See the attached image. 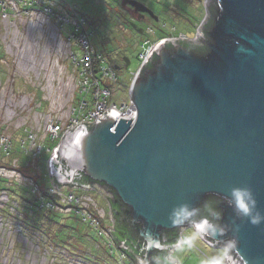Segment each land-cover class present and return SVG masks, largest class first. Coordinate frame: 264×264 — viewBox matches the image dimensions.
Returning <instances> with one entry per match:
<instances>
[{"label": "water", "instance_id": "water-1", "mask_svg": "<svg viewBox=\"0 0 264 264\" xmlns=\"http://www.w3.org/2000/svg\"><path fill=\"white\" fill-rule=\"evenodd\" d=\"M123 4L157 19L137 0ZM200 28L202 53L184 40L160 41L155 58L137 70L128 86L135 119L107 113L56 145L65 164L60 184L83 174L114 190L125 206L115 215L144 243L135 264H155L153 253L172 246L164 245L167 232L190 227L171 224L178 204L201 210L212 196L207 218L217 212L230 226L235 216L223 197L248 187L264 213V0H210ZM236 222L244 261L264 264V223Z\"/></svg>", "mask_w": 264, "mask_h": 264}, {"label": "rangeland", "instance_id": "rangeland-1", "mask_svg": "<svg viewBox=\"0 0 264 264\" xmlns=\"http://www.w3.org/2000/svg\"><path fill=\"white\" fill-rule=\"evenodd\" d=\"M140 1L157 19H141L132 12L126 13L123 0H0V52L4 54L0 60V140L7 138L13 144L12 140L18 139L16 144L22 150L16 160H11V167L0 166V264H129L119 251L111 248L114 244L109 236L98 230L97 241L89 238L86 244V235L78 240L77 248L62 240L67 238L63 229L57 238L52 236L50 228H59L56 223L80 231L84 226L78 224L76 216L80 214L70 205L68 195H57L58 207L53 209L48 207L47 197H43L51 193L46 166L50 150L59 142L46 133L47 124L70 120L83 99L80 56L72 34L74 22L80 18L82 24L85 21L83 30L91 33L93 46L114 69L117 81L104 79L102 84L110 90L108 104L120 107L129 101L128 86L139 68L140 41L149 38L153 43L160 36L179 32L194 37L201 29L205 6L210 2ZM146 26L153 32H147ZM122 60L128 65H123ZM84 99L91 101L90 95ZM28 135L42 148L37 159L26 151L30 148L26 143ZM13 186L25 190L24 198L13 195ZM61 186L63 193L64 189L69 190L67 184ZM74 193L80 191L76 189ZM90 196L104 210L103 219L109 225L104 193L93 191ZM31 199L41 201L32 204ZM48 211L56 214L55 223L46 217ZM188 230L190 227L183 229L182 234ZM207 250L204 244L196 250L173 254L181 264H199L200 256Z\"/></svg>", "mask_w": 264, "mask_h": 264}, {"label": "built area", "instance_id": "built-area-1", "mask_svg": "<svg viewBox=\"0 0 264 264\" xmlns=\"http://www.w3.org/2000/svg\"><path fill=\"white\" fill-rule=\"evenodd\" d=\"M80 21H75L73 24L72 34L74 39H76V46L78 49V55L80 58L78 59V64L80 65V84L82 85L81 94L83 97L81 101L80 108L75 113L74 117L70 118V120L65 121L64 123L50 122L47 124L46 133L51 137V139H58L59 141L63 139L66 134L73 132L80 127H90L93 125L101 116L107 113H113L116 115L117 119H135L136 111L134 109L133 104L128 101L127 104H121L118 107L116 104H108V98L110 96L109 88L105 87L102 84V81L108 80L110 82H116L117 76L113 68L105 62L104 57L98 53L89 38L88 33L83 30L84 26L82 24V18ZM147 32L152 33L153 29L151 27H146ZM184 40V41H192L194 43H201L200 39L197 35L192 38H188L183 33L178 34H169L167 36H162L157 42H150L151 39H146L140 44V51L138 55L139 60V68L144 66L151 58L155 45L160 41L165 40ZM138 68V69H139ZM96 71V73H95ZM137 72V71H136ZM135 72V73H136ZM133 73V72H130ZM133 73V76L135 75ZM131 78V79H132ZM90 95L91 101H87L84 98ZM84 100V101H83ZM26 143L30 146L29 151L32 154L33 158H38L41 153V146L37 145L34 137L32 135H28L26 138ZM0 144H3L4 148L8 147L9 139L1 138ZM50 157L48 158L47 169L49 171V177L51 179L52 187L48 195H59L64 194L69 196L70 205L76 207L80 216L87 220L90 224L95 225L97 227L99 225V219L104 218V210H100L90 196V193L93 191L97 193H104L105 200L108 206L109 213V225L104 231V234H107L111 237V232L113 231L114 217L112 210L110 208L109 200L112 198L111 192L103 185H100L96 182H92L87 184L86 186L79 187L77 184L68 185L69 190H65L63 193V187L60 184V180L63 177L65 169L61 164L58 163L59 158L56 152V147L50 150ZM54 184V187H53ZM105 187L108 191L103 189ZM79 190L80 193H74V190ZM48 207L51 209L58 207V204H54L51 201H48ZM93 211V212H92ZM108 222V221H107ZM179 236L182 234V228H180ZM111 239V238H110ZM112 241V240H111ZM205 245L208 246L207 241H205ZM168 251H173L172 246L168 248ZM174 252V251H173ZM124 257V256H123Z\"/></svg>", "mask_w": 264, "mask_h": 264}, {"label": "clouds", "instance_id": "clouds-1", "mask_svg": "<svg viewBox=\"0 0 264 264\" xmlns=\"http://www.w3.org/2000/svg\"><path fill=\"white\" fill-rule=\"evenodd\" d=\"M230 199L223 197L224 203L232 208L235 220L230 226L221 222L219 213H215V219L201 217L196 220L200 209L192 208L186 203H181L171 209L169 220L174 227L185 223L190 224V230L181 234L172 244L173 251H192L197 246L208 243V250L200 256L199 264H246L238 249L237 233L240 231V223L236 221L247 220L253 226L264 223V213L257 207V201L253 192L248 187H234L229 192ZM231 232V235L228 233ZM221 236L222 240H212L211 237ZM168 251L164 256V264H181V260Z\"/></svg>", "mask_w": 264, "mask_h": 264}, {"label": "trees", "instance_id": "trees-1", "mask_svg": "<svg viewBox=\"0 0 264 264\" xmlns=\"http://www.w3.org/2000/svg\"><path fill=\"white\" fill-rule=\"evenodd\" d=\"M208 8H209L210 11L212 10V8L210 6H208ZM210 22H211V18L208 19V21L206 22V24H204V26L207 27ZM88 35L91 37V33H88ZM160 37H162V36H160ZM144 40H146V38ZM144 40L140 41L139 46ZM181 42L185 45V47L187 49L192 50V51H194L196 53H202L206 49V47L203 44H197V43H194L192 41H181ZM94 49H95V47H94ZM139 51H140V49H139ZM138 55H139V53H138ZM3 56H4V54L0 52V60L3 58ZM153 58H155L154 54L152 56V59ZM105 62H106V59H105ZM122 64L125 65V61L124 60H122ZM148 64H146V65H148ZM0 72H1V69H0ZM95 73H96V71H95ZM1 133H2V127L0 126V136H1ZM12 141H13L14 145L10 142V139H9V144H8L7 148H4L3 144H0V159L4 160V158H5V159L9 160V161H0V166L11 167V165H10L11 160L12 161L16 160L14 158L16 156H19V153H22V150L18 149L19 147L16 144L18 139H17V141L15 139L12 140ZM11 144L13 145V147L11 146ZM31 156H32V154H31ZM61 165L63 166V168L65 167V164H64L63 161H62ZM17 170H20V169H17ZM21 171H23V170H21ZM92 182H94V181L91 180L89 177L84 176L83 174H81L75 180V184H77L79 187L86 186L87 184H90ZM96 183H98V182H96ZM98 184L105 186V184L102 183V182L98 183ZM105 187L112 194V198L109 200V204H110V208H111L112 213H113L114 224H113V231L111 232V237H108V238H111V240H112V242L114 244V246H112L111 248L115 249L116 252L119 251L126 258V261H128L129 264H135L134 263V255L142 254V252L144 251V243H143L142 240H140L138 238V236H137L136 232L133 230V228L128 226V224L123 220V218L120 215H115L114 212L116 210L117 211H122L125 208V206L121 203V201L119 200V198L116 195L114 190L108 188L107 186H105ZM10 190H12L13 195H16L18 197L24 198L23 197V193H24L25 190L20 189V188L17 189V187L15 188L14 186ZM11 195H10V197H11ZM46 197H47V199H46L47 201H51L54 204L57 203V201L55 199H53L51 197V195L47 194V196H45L43 198H46ZM36 200H39V202L41 201V199H35V200L31 199V203L34 204V202H36ZM215 202H216V199L214 197H212V196L208 197V199H207L206 203L204 204L203 208L200 210L199 217H210L212 212H213V210H214ZM76 209L77 208L75 207V210ZM45 215H46L47 218L51 219L54 222V218H55L56 214H54L53 211H48V214L45 213ZM75 215H77V214H75ZM76 217L79 218L78 224H81V225L84 226L81 229L83 231H80V230H78L77 228H74V227L73 228L72 227L71 228H66V226L60 225L61 224V222H60V224L56 223V224L59 225V228L57 230L53 229V231H52V228H50L52 236H55L57 238L56 235L57 234L59 235L58 232H60L61 229H63L65 231H67V234L65 235L67 238L66 239H62V240L64 242H66L67 244L77 248L78 242H79L78 240L84 239V236L86 237V235H87V237H86V239H84V242L86 244L88 243L87 240L89 238L92 239L93 241H97L98 240L97 237H99V236L97 235V230L100 232V234L104 235V231L103 230H105L107 228V226H108V222L107 221L99 219V225H100L99 227L100 228L97 226V228L94 229L90 225V223L87 220H84L80 215H77ZM101 229H103V230H101ZM75 230H78L79 232H77ZM91 233H93V235H91ZM178 235H179V228H173L170 231H168L167 232V241L164 243V245H167V246L170 247L178 239ZM107 240L109 241V239H107ZM123 245H127V248H122ZM89 246L92 247V245H89ZM79 247H81V246H79ZM83 247L88 248L87 246H83ZM107 250H109V247H108ZM167 252H168L167 249L154 252L152 256L155 259V264H164L163 258L167 254Z\"/></svg>", "mask_w": 264, "mask_h": 264}, {"label": "flooded vegetation", "instance_id": "flooded-vegetation-1", "mask_svg": "<svg viewBox=\"0 0 264 264\" xmlns=\"http://www.w3.org/2000/svg\"><path fill=\"white\" fill-rule=\"evenodd\" d=\"M139 2H141L142 4H145L144 2L140 1V0H137ZM146 5V4H145ZM126 10L127 12L126 13H129L132 12L134 15H137V18H141V19H144L145 17H149L150 19H152L153 17L148 15V13L146 12H137L134 10L133 7H131L129 4H123L122 5ZM147 6V5H146ZM148 7V6H147ZM149 8V7H148ZM154 19V18H153Z\"/></svg>", "mask_w": 264, "mask_h": 264}, {"label": "bare ground", "instance_id": "bare-ground-1", "mask_svg": "<svg viewBox=\"0 0 264 264\" xmlns=\"http://www.w3.org/2000/svg\"><path fill=\"white\" fill-rule=\"evenodd\" d=\"M144 34V33H143Z\"/></svg>", "mask_w": 264, "mask_h": 264}]
</instances>
